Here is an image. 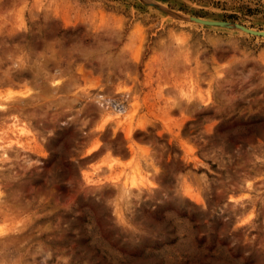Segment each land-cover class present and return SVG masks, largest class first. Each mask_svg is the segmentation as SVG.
I'll return each instance as SVG.
<instances>
[{
	"label": "rangeland",
	"instance_id": "obj_1",
	"mask_svg": "<svg viewBox=\"0 0 264 264\" xmlns=\"http://www.w3.org/2000/svg\"><path fill=\"white\" fill-rule=\"evenodd\" d=\"M264 0H0V264H264Z\"/></svg>",
	"mask_w": 264,
	"mask_h": 264
},
{
	"label": "water",
	"instance_id": "obj_2",
	"mask_svg": "<svg viewBox=\"0 0 264 264\" xmlns=\"http://www.w3.org/2000/svg\"><path fill=\"white\" fill-rule=\"evenodd\" d=\"M189 21L193 23H198L200 25H204L207 27L214 26V27L228 28V29L233 28L248 36L264 38V30H260V31L254 30V29L245 27L237 23L231 24V23L224 22V21H205L202 18H196V17H190Z\"/></svg>",
	"mask_w": 264,
	"mask_h": 264
},
{
	"label": "bare ground",
	"instance_id": "obj_3",
	"mask_svg": "<svg viewBox=\"0 0 264 264\" xmlns=\"http://www.w3.org/2000/svg\"><path fill=\"white\" fill-rule=\"evenodd\" d=\"M204 20V19H203ZM205 21H207V20H205ZM210 27H214V26H210Z\"/></svg>",
	"mask_w": 264,
	"mask_h": 264
}]
</instances>
